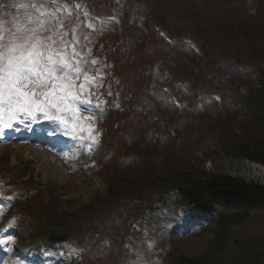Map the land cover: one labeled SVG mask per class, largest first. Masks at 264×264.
I'll return each instance as SVG.
<instances>
[{"label": "rangeland", "instance_id": "obj_1", "mask_svg": "<svg viewBox=\"0 0 264 264\" xmlns=\"http://www.w3.org/2000/svg\"><path fill=\"white\" fill-rule=\"evenodd\" d=\"M87 1L54 0L50 4L40 0H0V22H5V32L15 31L17 24L27 19L34 22L33 27L37 23L50 26L47 32L39 33L41 36L56 38L64 34L68 52L78 46L83 58L81 66L84 62L88 72L97 73L89 76L96 78L92 86L98 84V74L114 68L103 54L115 58L116 66L127 79V90L137 95L136 103L143 97V107L139 109L143 125L134 124L130 116L133 106L122 101L114 84L104 92L86 84L92 105H79L80 115L91 117L81 122L83 131L77 130L76 136H82V141L66 135L58 122L44 119L43 114H37L35 120L25 118L24 123L14 122L12 128L0 132V188L8 186L23 197L21 221L17 219L14 223V242L18 249L28 244L35 246L26 257L19 256L17 250L4 260L6 264H177L180 255L217 264H264V205L246 217L237 218L225 231L220 230L215 217L174 226L172 218L176 212L168 213L164 219L159 212L148 222L147 236L140 223L127 224L126 215L122 213L127 205L136 208L128 214L131 216L141 204L162 199L163 190L152 180H156L163 169L180 167L183 171H207L264 183L262 175L242 174L245 172L241 162L245 160L227 156L217 146V138L237 144L264 136V109L236 104L234 98L239 90L255 88L258 70L264 67L263 1L211 0L215 3L210 4V0H190L187 21L180 15L182 24L187 27L179 24L175 28L188 29L197 47L206 44L209 53L197 47V50L180 49L177 44L189 39H181L173 33L171 43L165 40L157 45L146 43L140 53H131L136 46L133 42L135 14L130 8L131 23L119 24L125 20L127 0H98L89 12ZM206 2L207 9L201 8ZM167 5L166 0L157 2V8L164 11ZM36 6L42 14H37ZM166 17L181 22L178 15ZM61 24L64 26L59 27ZM141 30L146 31V28L143 26ZM153 47L160 54H170L165 62L174 68L177 79L189 81L193 88L207 87L216 91L199 93L197 97L184 96L191 104H200L195 112L200 123L196 124L209 135L208 143L202 144L201 150H196L199 145H192L184 131V119L191 111L174 108L171 97L166 94L165 72L156 69L151 75L148 73L153 64L150 61L157 55H148ZM92 60L96 64L93 65ZM144 62H150L146 71L149 79L139 95L142 84L139 72ZM156 115L158 121L166 118L169 124L176 126L175 136L167 126L156 122ZM44 125L51 132L46 131ZM54 133L61 137L56 138L58 142L50 143L53 140L49 138ZM158 134H172L173 142L167 139L169 135ZM35 141L50 143L53 148ZM33 148L48 150L39 156ZM141 153L152 162L138 161ZM134 192L140 199L128 202ZM0 201L5 208L10 206L3 195ZM47 202L55 205L57 212L66 218L68 228H76L78 237L74 240L79 242L78 246L39 243L46 241V230L50 227L52 209ZM89 206L92 212L86 221L99 220V234H90L88 223H83L82 216ZM16 209L15 206L13 210ZM110 214L113 215L109 217ZM118 216L123 218L120 223ZM27 220L35 229L26 227Z\"/></svg>", "mask_w": 264, "mask_h": 264}, {"label": "snow or ice", "instance_id": "obj_2", "mask_svg": "<svg viewBox=\"0 0 264 264\" xmlns=\"http://www.w3.org/2000/svg\"><path fill=\"white\" fill-rule=\"evenodd\" d=\"M33 23L26 19L15 31L5 32V22H0V132L12 128L14 122L35 120L37 114H43L44 119L58 122L66 135L82 141L77 130L83 131L81 122L91 117H82L79 105H92L86 84L96 78L90 79L83 70L75 47L68 52L64 34L41 36L50 26L37 23L33 27ZM95 107L99 109V105ZM11 239L0 235V246Z\"/></svg>", "mask_w": 264, "mask_h": 264}, {"label": "trees", "instance_id": "obj_3", "mask_svg": "<svg viewBox=\"0 0 264 264\" xmlns=\"http://www.w3.org/2000/svg\"><path fill=\"white\" fill-rule=\"evenodd\" d=\"M187 0H180L186 2ZM246 102L264 109V81L261 94L250 95ZM229 154L236 157H245L259 161L264 164V137L254 139L249 143L226 146ZM194 176L184 173L180 176L176 172L161 177L156 183L168 188L175 189L180 199L203 207H210L216 198L228 199L234 197L236 200L258 204L264 203V185L255 182H246L240 178H231L224 175ZM225 228V226L223 227ZM184 264H217L212 260L196 258L183 259Z\"/></svg>", "mask_w": 264, "mask_h": 264}, {"label": "bare ground", "instance_id": "obj_4", "mask_svg": "<svg viewBox=\"0 0 264 264\" xmlns=\"http://www.w3.org/2000/svg\"><path fill=\"white\" fill-rule=\"evenodd\" d=\"M33 151L37 152L39 156H42L40 154L44 153V151H46V150H44V148H42V149H39V148H35L34 149L33 148ZM241 165H242L243 171L245 172V173H242V174H245L246 176H249V174L251 172H254L257 175H262L264 177V166L263 165H260V164H257V163H253V162H249V161H243V162H241Z\"/></svg>", "mask_w": 264, "mask_h": 264}]
</instances>
